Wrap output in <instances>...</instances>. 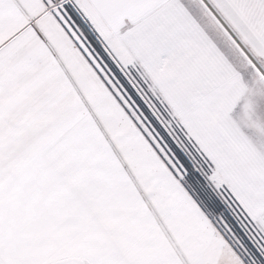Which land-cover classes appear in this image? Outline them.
I'll list each match as a JSON object with an SVG mask.
<instances>
[{"label":"snow or ice","instance_id":"6c2138e0","mask_svg":"<svg viewBox=\"0 0 264 264\" xmlns=\"http://www.w3.org/2000/svg\"><path fill=\"white\" fill-rule=\"evenodd\" d=\"M222 253L264 264V0H0V264Z\"/></svg>","mask_w":264,"mask_h":264},{"label":"rangeland","instance_id":"374dc122","mask_svg":"<svg viewBox=\"0 0 264 264\" xmlns=\"http://www.w3.org/2000/svg\"><path fill=\"white\" fill-rule=\"evenodd\" d=\"M220 260L222 261V264H227L229 263V260L227 259V254L226 253H222Z\"/></svg>","mask_w":264,"mask_h":264},{"label":"trees","instance_id":"16d2710c","mask_svg":"<svg viewBox=\"0 0 264 264\" xmlns=\"http://www.w3.org/2000/svg\"><path fill=\"white\" fill-rule=\"evenodd\" d=\"M196 192L199 193L200 195H203L204 190L201 187L198 186L197 189H196ZM196 198H197V196L194 195V199H196Z\"/></svg>","mask_w":264,"mask_h":264},{"label":"crops","instance_id":"0c3cea01","mask_svg":"<svg viewBox=\"0 0 264 264\" xmlns=\"http://www.w3.org/2000/svg\"><path fill=\"white\" fill-rule=\"evenodd\" d=\"M220 264H222V261L220 260ZM227 264H229V263H227Z\"/></svg>","mask_w":264,"mask_h":264}]
</instances>
